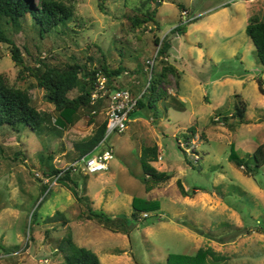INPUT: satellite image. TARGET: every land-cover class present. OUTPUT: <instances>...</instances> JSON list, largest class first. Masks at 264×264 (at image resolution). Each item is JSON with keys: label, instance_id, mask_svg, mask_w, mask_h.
<instances>
[{"label": "rangeland", "instance_id": "obj_1", "mask_svg": "<svg viewBox=\"0 0 264 264\" xmlns=\"http://www.w3.org/2000/svg\"><path fill=\"white\" fill-rule=\"evenodd\" d=\"M64 1L74 5L65 27L40 37L26 15L21 28L8 30L26 65L42 58L59 67L78 61L98 68L104 61L124 70L112 86L139 96L151 77L146 60L156 58L165 38L179 84L170 76L161 85L167 95L155 102L157 114L138 110L123 132L105 133L96 152L112 151L107 170L73 172L77 188L56 181L42 192L48 158L60 169L73 162L74 145L106 119L107 100L95 113L58 120L33 79L19 78L10 45L0 41V73L29 87L31 103L51 122L40 132L0 127V264L58 263L55 248L67 232L102 264H264V164L251 174L234 161L264 141V66L245 32L250 17L264 19V0ZM146 13L158 24L133 28L132 17ZM236 104L245 107V123L230 117ZM189 128L195 136L188 144L181 135ZM155 144L162 160L145 167L141 147ZM89 209L125 217V231L90 219Z\"/></svg>", "mask_w": 264, "mask_h": 264}, {"label": "trees", "instance_id": "obj_2", "mask_svg": "<svg viewBox=\"0 0 264 264\" xmlns=\"http://www.w3.org/2000/svg\"><path fill=\"white\" fill-rule=\"evenodd\" d=\"M144 1L150 2L155 0ZM99 7L102 8L101 5ZM26 15H29L31 24L37 29L39 36L43 37L58 29L59 26H66L67 22L74 16V5L64 0H38L37 3H34V0H0V41L10 45V57L14 64L18 66L19 78L25 81L24 76L27 77L29 75L33 79L34 86L44 91L46 101L51 103L59 113L58 120L64 123H70L73 115L79 111L89 110L92 113L93 111L94 113L98 111L103 100H99L94 104L91 103V94L96 82V73L100 72L106 77V87L108 89H120L113 87L112 81L124 72V70L120 66L115 69H110L104 61L98 68L87 67L86 63L81 64L78 61H73L63 67H59L48 64L42 58L36 59L33 66L26 65L20 48L15 44L13 39L8 37V30L10 28H13L11 30L21 28V23ZM149 21L158 24L154 19V14L150 15L148 13L141 17L133 16L131 24L133 28L144 27V24H147ZM177 28L179 27L173 30ZM245 32L255 45L259 61L264 66V19L250 17L245 26ZM159 42L160 40L155 37L154 43L158 44ZM169 48V42L163 38L155 58V61L159 58L157 62L159 64L155 70H153L154 66L151 68V77L144 91L139 96H135L130 92L131 96L136 99L135 106L130 113L148 108L153 110L154 114H157V105L155 102L167 95L165 90L161 88V85L167 83L170 76L176 79V84H179V73L176 67L167 61ZM258 83L260 90L263 91L259 79ZM74 89H78V94L70 97V93ZM179 105L182 107V103ZM235 107L236 111L230 117H237L240 123H245L244 105L238 106L236 104ZM90 121L93 122V119L90 118ZM46 123H51L50 115L45 112H40L31 103L29 87L21 88L11 83L4 74L0 73V127L8 125L16 132H21L26 127H30L32 130L40 132ZM106 125L107 122L105 119L97 125L90 138L74 145L77 151V157L73 161L96 150L104 140ZM181 136L186 143H190V140L195 136V131L189 128ZM177 138L174 137V139ZM179 148L181 147L179 146ZM158 150L159 146L156 144L141 147L139 158L145 167L147 163L157 161ZM48 160L47 169L42 172L44 176L59 175L57 182H68L74 189L77 188L76 181L71 178L73 172L70 168L60 169L54 167L51 164V158H48ZM234 161L239 168L243 167L251 174L257 172L264 164V141L259 143L252 152H246L244 156ZM155 173L146 178L145 181L156 179L157 175ZM163 177L166 178L168 176L164 174ZM37 179L39 178L37 177ZM48 186L49 184H42L41 191H46ZM56 213L58 214L59 212ZM35 214L34 210L29 224L30 239L31 226ZM89 215L90 219L98 220L100 224L105 225L113 231H125L127 227L125 217L113 219L104 213H97L95 210L91 211V209H89ZM50 219L51 216H46V221ZM5 250L7 251V249ZM55 251V254L60 258V262L55 264H102L95 252L76 244L70 232H67L58 241ZM207 252L209 256L218 258L216 252L212 249H207Z\"/></svg>", "mask_w": 264, "mask_h": 264}, {"label": "built area", "instance_id": "obj_3", "mask_svg": "<svg viewBox=\"0 0 264 264\" xmlns=\"http://www.w3.org/2000/svg\"><path fill=\"white\" fill-rule=\"evenodd\" d=\"M155 62V58L146 60L147 69L151 70ZM99 100H107L106 105V132L107 134L112 132H123L126 128V123L130 111L135 106L136 99L133 98L128 90L125 89H113L110 90L106 87V77L100 72L96 73V82L94 84V90L91 94V103L94 104ZM94 113V111H93ZM178 143L182 146V142L179 139ZM189 144V143H188ZM180 146V147H181ZM186 151V150H184ZM113 154L111 150H104L103 152L90 153L82 158L70 162L67 167L72 172L81 174H90L105 171L108 169L109 162L112 160ZM158 160H162V155H158ZM39 176V174H36ZM59 176V175H58ZM58 176H41L43 184L55 185Z\"/></svg>", "mask_w": 264, "mask_h": 264}, {"label": "crops", "instance_id": "obj_4", "mask_svg": "<svg viewBox=\"0 0 264 264\" xmlns=\"http://www.w3.org/2000/svg\"><path fill=\"white\" fill-rule=\"evenodd\" d=\"M168 59V58H167Z\"/></svg>", "mask_w": 264, "mask_h": 264}]
</instances>
